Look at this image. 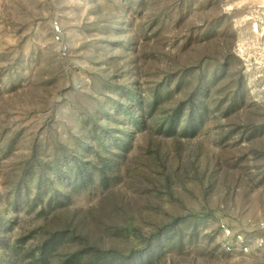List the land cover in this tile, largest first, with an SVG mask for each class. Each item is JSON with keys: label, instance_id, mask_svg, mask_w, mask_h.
<instances>
[{"label": "rangeland", "instance_id": "rangeland-1", "mask_svg": "<svg viewBox=\"0 0 264 264\" xmlns=\"http://www.w3.org/2000/svg\"><path fill=\"white\" fill-rule=\"evenodd\" d=\"M263 214L264 0H0V264H264Z\"/></svg>", "mask_w": 264, "mask_h": 264}, {"label": "built area", "instance_id": "built-area-1", "mask_svg": "<svg viewBox=\"0 0 264 264\" xmlns=\"http://www.w3.org/2000/svg\"><path fill=\"white\" fill-rule=\"evenodd\" d=\"M55 31H56V34L58 35L59 33H60V26L59 25H55ZM261 226L264 228V214H263V216H262V220H261ZM222 229H223V231L226 233V235L227 236H230L231 235V231H230V229L226 226V225H222ZM237 244H239L240 245V248L241 249H244L245 251H248V247L246 246V244H245V242H244V240H243V238H242V236L241 235H238L237 236ZM262 243H263V240H260L259 241V244H261L262 245ZM238 245V246H239Z\"/></svg>", "mask_w": 264, "mask_h": 264}]
</instances>
